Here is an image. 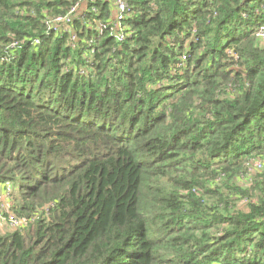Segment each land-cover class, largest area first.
<instances>
[{"label": "trees", "instance_id": "1", "mask_svg": "<svg viewBox=\"0 0 264 264\" xmlns=\"http://www.w3.org/2000/svg\"><path fill=\"white\" fill-rule=\"evenodd\" d=\"M124 1L0 0V264H264V0Z\"/></svg>", "mask_w": 264, "mask_h": 264}, {"label": "built area", "instance_id": "2", "mask_svg": "<svg viewBox=\"0 0 264 264\" xmlns=\"http://www.w3.org/2000/svg\"><path fill=\"white\" fill-rule=\"evenodd\" d=\"M83 0H78V2L71 8V10L67 13V15L56 16L50 21V26L52 30H56L59 27H67L68 22L71 19V14L75 11L80 4H82ZM127 3L124 0H113V11L114 18L119 22L122 15H125V11H127ZM257 36L264 39V27L259 29ZM258 37V38H259ZM120 37L119 39H121ZM4 60H8V58H4ZM263 166V160L256 159L250 165V172L260 170ZM12 200L9 190L0 189V223L9 224L13 229H21L27 221L25 218L16 216L12 209ZM33 220V219H30Z\"/></svg>", "mask_w": 264, "mask_h": 264}, {"label": "rangeland", "instance_id": "3", "mask_svg": "<svg viewBox=\"0 0 264 264\" xmlns=\"http://www.w3.org/2000/svg\"><path fill=\"white\" fill-rule=\"evenodd\" d=\"M257 37H259V36H257ZM258 42H259V44H261V45H264V39H262V38H258ZM254 170V168L252 169V172H251V176H249V177H246V175L244 174V175H242V176H238L237 178H239V180H240V182L236 179V178H234V182H236V183H239L240 185H245V186H247L248 185V181H247V179H251L254 175H255V173H256V171H253ZM247 174V173H246ZM3 189H6V190H9V192H11V200H12V205L14 206V204H15V202H16V204L18 203V195L16 194V192H13L12 193V189H13V186H12V184H10V183H8V184H6L4 187H2ZM246 203V201L244 200V199H242V201H241V203L240 204H245ZM39 209H41L40 207H38V209L37 210H39ZM11 211H13V209H10ZM36 210V211H37ZM15 215H16V213H15ZM17 216V215H16ZM26 225V224H25ZM24 225V226H25ZM23 226V227H24ZM22 227V228H23ZM21 228V229H22ZM14 230H16V229H13L9 224H0V234H4V233H6V232H11V231H14Z\"/></svg>", "mask_w": 264, "mask_h": 264}, {"label": "crops", "instance_id": "4", "mask_svg": "<svg viewBox=\"0 0 264 264\" xmlns=\"http://www.w3.org/2000/svg\"><path fill=\"white\" fill-rule=\"evenodd\" d=\"M2 187H4V184L3 185H0V189H2ZM0 224H2V223H0Z\"/></svg>", "mask_w": 264, "mask_h": 264}, {"label": "clouds", "instance_id": "5", "mask_svg": "<svg viewBox=\"0 0 264 264\" xmlns=\"http://www.w3.org/2000/svg\"><path fill=\"white\" fill-rule=\"evenodd\" d=\"M5 186V185H4Z\"/></svg>", "mask_w": 264, "mask_h": 264}]
</instances>
